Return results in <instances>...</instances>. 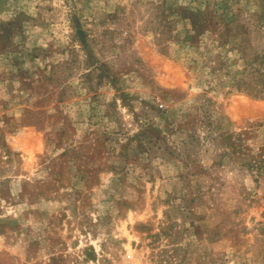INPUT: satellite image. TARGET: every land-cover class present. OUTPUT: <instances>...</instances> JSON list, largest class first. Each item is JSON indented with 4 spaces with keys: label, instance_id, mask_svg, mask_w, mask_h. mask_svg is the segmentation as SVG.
<instances>
[{
    "label": "rangeland",
    "instance_id": "rangeland-1",
    "mask_svg": "<svg viewBox=\"0 0 264 264\" xmlns=\"http://www.w3.org/2000/svg\"><path fill=\"white\" fill-rule=\"evenodd\" d=\"M260 72L264 0H0V264H264Z\"/></svg>",
    "mask_w": 264,
    "mask_h": 264
},
{
    "label": "trees",
    "instance_id": "trees-1",
    "mask_svg": "<svg viewBox=\"0 0 264 264\" xmlns=\"http://www.w3.org/2000/svg\"><path fill=\"white\" fill-rule=\"evenodd\" d=\"M184 17L189 20L192 29L190 37L197 36L202 29L208 28L212 31L217 30L216 25L218 22L215 21L210 14L207 15L199 10H196L195 12H189V14ZM259 76L255 78L252 84H249V81L240 78L235 82V86L236 88H241L254 96H264V72H260ZM262 164H264V161H262Z\"/></svg>",
    "mask_w": 264,
    "mask_h": 264
}]
</instances>
